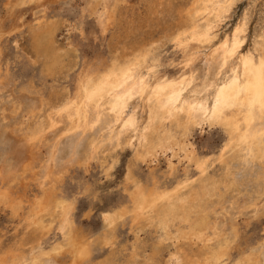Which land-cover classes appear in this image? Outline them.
Returning a JSON list of instances; mask_svg holds the SVG:
<instances>
[{
	"label": "bare ground",
	"instance_id": "bare-ground-1",
	"mask_svg": "<svg viewBox=\"0 0 264 264\" xmlns=\"http://www.w3.org/2000/svg\"><path fill=\"white\" fill-rule=\"evenodd\" d=\"M84 1L103 32L115 22L123 0ZM43 2L6 0L9 11L24 5L41 11ZM235 2L189 0L180 6L178 22L167 35L178 52L173 72L158 69L159 43L151 42L81 67L71 88L44 92L32 82L16 86L7 76V61L3 69L0 50V202L16 212L22 200L9 191L11 183L31 179L41 193L25 221L46 229L44 233L54 222L59 235L48 249L37 241L28 253L6 251L0 264H64L57 258L61 252L77 264L88 255V244L74 226L72 202L56 195V185L73 165L87 169L96 162L110 170L117 151L124 148L131 151L130 167L163 157L172 172L175 158L193 165L197 174L174 178L170 186L147 187L128 173V202L102 212L104 233L130 214L134 221L155 222L165 239L177 240L175 263L225 264L235 240L234 213L253 216L264 207V28L244 47L249 28L245 10L227 31H220ZM54 24L39 22L31 30L41 70L50 76L76 63L57 44ZM205 128L223 133L215 158L223 167L219 176L207 174L209 157L198 154L190 141L194 131ZM36 151L40 158L34 164L29 157ZM239 194L244 199L238 206ZM106 234L104 243L111 236ZM263 261L264 237L234 264Z\"/></svg>",
	"mask_w": 264,
	"mask_h": 264
},
{
	"label": "rangeland",
	"instance_id": "rangeland-1",
	"mask_svg": "<svg viewBox=\"0 0 264 264\" xmlns=\"http://www.w3.org/2000/svg\"><path fill=\"white\" fill-rule=\"evenodd\" d=\"M188 1L123 0L116 13L115 22L100 32L94 15L88 10V5L83 3L86 2L84 0H44L43 4L46 3L41 11L31 5L14 6L9 11L6 0H0V50L3 69L7 61V76L16 86L32 82L44 92L51 89L60 90L64 86L72 87L76 73L81 67L96 60L106 62L115 52H129L156 42L159 43L155 49L156 56L159 57L158 69L173 72L176 69L173 63L177 60L178 52L167 40V35L178 22L179 10L184 8ZM245 10L249 13V28L247 27V39L244 44V47H247L264 28V0H236L231 16L221 26L220 31H227ZM170 11H174L173 14ZM48 21L57 25L56 42L69 54L70 63L76 61L73 66L70 64V69L63 67L64 70L51 76L41 70V57L34 52L31 41L32 28L39 22ZM190 141L198 154L209 157L207 174L219 176L223 167L215 158L223 141L221 130L205 128L202 132L194 131ZM115 157L116 162L110 170H106L105 164L96 162H91L87 169L73 165L56 185V195L72 202L71 216L76 232L88 244V255L78 260L77 264H177L173 260V253L177 249L174 243L177 240L165 239L155 222L150 224L146 220L134 221L130 214H126L117 220L113 230L106 234L108 231L104 233L106 227L102 212L127 204L128 186L130 187V179L127 176L130 174L147 187L155 184L166 185L168 182L166 186H170L184 176L195 177L196 170L193 165L187 167L186 162H179L174 158L175 169L169 172L163 157L154 163L137 162L130 167L128 162L131 151L127 148L117 151ZM39 158L40 153L37 151L29 157L34 164ZM26 183H11L9 191L14 197L18 196L22 200L16 212H13L9 205L0 202V256L9 250L28 253L37 241L40 242V248L48 249L59 238L54 222L49 232L44 233L46 229L38 230L32 226L30 227L34 233L29 232L30 227L25 221V215L35 196L41 192L31 179L26 180ZM243 199L239 194L238 206ZM261 202H264V194ZM217 210H220L219 207ZM240 213H234L235 240L224 259L225 264H234L264 237V207L253 216ZM221 215L216 214L218 217ZM175 230L176 226L169 229L172 234ZM105 234L111 236L104 243ZM195 246L193 244V248L191 247L193 252L197 251ZM184 247L188 249L186 244ZM57 258L64 264H70V255L66 252H61Z\"/></svg>",
	"mask_w": 264,
	"mask_h": 264
}]
</instances>
